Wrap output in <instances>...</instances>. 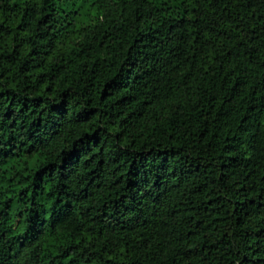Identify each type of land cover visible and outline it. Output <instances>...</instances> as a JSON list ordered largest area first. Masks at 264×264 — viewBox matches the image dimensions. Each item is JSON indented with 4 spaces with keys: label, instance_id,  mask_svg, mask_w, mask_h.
I'll return each mask as SVG.
<instances>
[{
    "label": "trees",
    "instance_id": "trees-1",
    "mask_svg": "<svg viewBox=\"0 0 264 264\" xmlns=\"http://www.w3.org/2000/svg\"><path fill=\"white\" fill-rule=\"evenodd\" d=\"M60 1L0 0V264H264V0Z\"/></svg>",
    "mask_w": 264,
    "mask_h": 264
},
{
    "label": "rangeland",
    "instance_id": "rangeland-1",
    "mask_svg": "<svg viewBox=\"0 0 264 264\" xmlns=\"http://www.w3.org/2000/svg\"><path fill=\"white\" fill-rule=\"evenodd\" d=\"M57 4H58V10L60 11V13L62 14L63 11L62 10H72V6L69 3H65L62 2L60 0H57ZM62 9V10H61ZM93 15V13H92ZM77 22L78 24H83L87 22V17H86V9H82L80 11V16H76Z\"/></svg>",
    "mask_w": 264,
    "mask_h": 264
}]
</instances>
